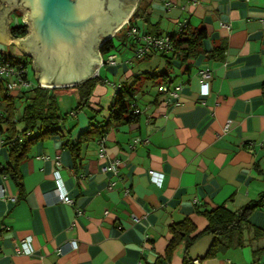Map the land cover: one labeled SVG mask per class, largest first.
<instances>
[{
    "label": "crops",
    "instance_id": "1",
    "mask_svg": "<svg viewBox=\"0 0 264 264\" xmlns=\"http://www.w3.org/2000/svg\"><path fill=\"white\" fill-rule=\"evenodd\" d=\"M141 8L148 21L139 17L131 24L141 34L204 28L200 51L185 61L171 59L170 68L153 49L136 57L126 25L114 38L115 63H99L90 75L96 82L84 106L72 111L76 90L55 88L66 119L57 134L30 147L19 166L21 187L2 172L12 126L0 121V264H183V244L165 257L173 223L188 218L199 231L207 220L196 205L236 211L264 193V0H143ZM8 17L13 38L10 28L18 18L13 11ZM8 44L0 42V49ZM203 67L211 69L207 93ZM162 71L168 74L159 76ZM131 84L137 119L110 123L103 156L98 136L82 142L77 164L71 144L91 124L105 125L117 88ZM160 86H179L178 96ZM8 94L16 99L19 131L21 93ZM112 160L117 173L101 171ZM149 170L162 176L160 184ZM56 171L72 204L55 192ZM243 232L242 247L199 262L213 239L203 234L189 246L188 257L198 264H264V207L249 213ZM27 237L34 252H17Z\"/></svg>",
    "mask_w": 264,
    "mask_h": 264
},
{
    "label": "trees",
    "instance_id": "2",
    "mask_svg": "<svg viewBox=\"0 0 264 264\" xmlns=\"http://www.w3.org/2000/svg\"><path fill=\"white\" fill-rule=\"evenodd\" d=\"M142 1L140 2L142 3ZM140 2L128 19V24H123L115 32L113 37L107 38L101 43L98 52L102 56L116 49L117 45L114 42V38H116L117 33L126 25L130 26L139 17L143 18L146 22L148 21V15H143ZM27 31V26L22 25L19 21L10 28L13 38H21L27 34ZM146 35L160 36L159 34L152 35L151 33H147ZM205 36L206 30L204 28L190 29L186 26L182 27L177 34L169 35L168 37L172 42L171 56H167L166 52H161V54L165 55V61L168 67L170 68L171 59L173 58L185 61L189 57L195 56L200 51L201 41ZM132 41L135 47L138 43H136L134 38ZM150 49L158 51L154 47ZM21 59L28 65L31 64L30 57L25 55ZM160 74L159 76H166L168 73L162 71ZM164 81L167 82L166 80ZM95 82L96 80L94 78H89L79 84L71 86V88L76 90L78 96V102L72 111H77L86 104V100L91 94ZM133 85H121L117 88L110 106L108 122L105 125L99 126L97 124H91L80 135L78 142L71 144L70 149L73 153L74 161H77V164H79V145L82 142L88 141L95 135L98 138L102 137L106 133L110 123H129L137 119L138 112L135 111V105L131 102L135 90ZM0 89H3L1 85ZM18 98L23 104L22 115L18 119V122H22L23 127L19 131L14 128L16 121L13 120V112L15 110L16 99L11 97L7 92L2 96L3 101H5L6 115L0 116V121L6 122L7 125L9 123L12 126L10 131L7 129L10 133L5 138L9 148V161L2 168V172L7 173L21 187L22 182L19 166L27 157L30 147L39 140L57 134V127L63 124L67 113L60 110L55 88L37 86L33 89L22 91ZM263 207L264 193L236 211L227 209L224 204L216 208H204L202 210L200 206L196 205L195 211L201 213L207 220L206 227L197 231L196 227L188 218H184L179 223H173L169 228L172 235L166 250V259H170L175 248L183 244V264H194L192 259L188 257V248L203 234H212L213 239L204 256L198 260L199 262L203 259L223 254L230 248L242 247L245 244L243 231L247 225V216L251 211ZM259 234L260 231L255 229L253 236H258Z\"/></svg>",
    "mask_w": 264,
    "mask_h": 264
},
{
    "label": "water",
    "instance_id": "3",
    "mask_svg": "<svg viewBox=\"0 0 264 264\" xmlns=\"http://www.w3.org/2000/svg\"><path fill=\"white\" fill-rule=\"evenodd\" d=\"M138 0H0V42L13 41L32 58L40 85L69 87L90 78L98 48L130 18ZM5 3V6L3 5ZM18 9L27 34L12 38L8 14Z\"/></svg>",
    "mask_w": 264,
    "mask_h": 264
},
{
    "label": "built area",
    "instance_id": "4",
    "mask_svg": "<svg viewBox=\"0 0 264 264\" xmlns=\"http://www.w3.org/2000/svg\"><path fill=\"white\" fill-rule=\"evenodd\" d=\"M19 23L22 25H26L23 21L22 18L17 17ZM128 24V20L125 22ZM124 23V24H125ZM27 26V25H26ZM130 35L135 39L136 43H138L135 46L134 49V55L136 57H142L147 50H149L151 47L156 48L160 52H170L172 51V42L170 41L168 36H149L146 34H141L139 29L135 26L130 25L129 29ZM28 56L29 55L25 54L23 51L19 53V55H7L4 53L3 50L0 49V85L3 87L5 92L7 93H12L15 91H25L28 89H33L37 86L39 87H46L49 88L48 86H43L40 85L39 83H33L29 80L28 78V64L25 63L21 57L22 56ZM101 57V64L107 63V64H114L115 63V58H116V53L114 51L109 52L108 54L102 56L99 53ZM31 58V57H30ZM32 61V60H31ZM31 65V64H29ZM211 78V69L209 67H203L200 71V81H201V87L205 93L208 92L209 90V80ZM159 90L164 91V92H169L171 97H177L178 96V90L179 86L175 87L174 89L168 91L166 87L160 86ZM136 112H139L137 109H135ZM227 128V125L225 126V129ZM98 143L101 146L100 148V156H103L105 153V148L103 146L104 143V136L98 138ZM138 141V139H136ZM117 161L112 160L109 161L108 163H105L101 166V171H113L117 173ZM149 175L153 180H156L159 184L161 183V175H158L155 173L153 170H149ZM55 192L57 193L59 199L61 201H64L66 203H73L72 198H70L67 194V192L64 190L62 187V183L60 181L58 172H55ZM14 198H12L13 200ZM30 237L25 238L24 240L21 241L19 245H16L15 249L17 252L21 253H33L34 249L31 246V241ZM72 244V243H71ZM194 264H198V261H195Z\"/></svg>",
    "mask_w": 264,
    "mask_h": 264
},
{
    "label": "rangeland",
    "instance_id": "5",
    "mask_svg": "<svg viewBox=\"0 0 264 264\" xmlns=\"http://www.w3.org/2000/svg\"><path fill=\"white\" fill-rule=\"evenodd\" d=\"M13 11L15 12V15H16L17 17L23 18V13L20 12L18 9H15V10H13ZM114 42H115V44L117 45L116 39H114ZM6 47H7V49L4 50V53L7 54V55H15V56H17V55H19V53L21 52L20 49H19V47H18L15 43H10V44H8ZM31 59H32V58H31ZM34 75H35V74H34V71L32 70L31 65H28V77H29L30 79L35 80ZM19 104H20V103H19ZM16 111H18V113H19V109H18V108H17Z\"/></svg>",
    "mask_w": 264,
    "mask_h": 264
},
{
    "label": "bare ground",
    "instance_id": "6",
    "mask_svg": "<svg viewBox=\"0 0 264 264\" xmlns=\"http://www.w3.org/2000/svg\"><path fill=\"white\" fill-rule=\"evenodd\" d=\"M49 87H51V86H49Z\"/></svg>",
    "mask_w": 264,
    "mask_h": 264
},
{
    "label": "flooded vegetation",
    "instance_id": "7",
    "mask_svg": "<svg viewBox=\"0 0 264 264\" xmlns=\"http://www.w3.org/2000/svg\"><path fill=\"white\" fill-rule=\"evenodd\" d=\"M14 12V11H13ZM15 13V12H14Z\"/></svg>",
    "mask_w": 264,
    "mask_h": 264
}]
</instances>
